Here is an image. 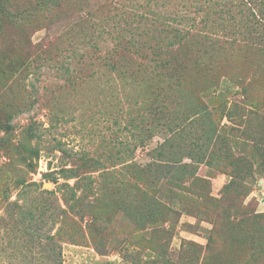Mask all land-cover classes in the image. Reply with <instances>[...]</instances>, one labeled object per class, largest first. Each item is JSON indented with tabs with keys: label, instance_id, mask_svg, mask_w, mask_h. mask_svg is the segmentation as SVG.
Wrapping results in <instances>:
<instances>
[{
	"label": "rangeland",
	"instance_id": "1",
	"mask_svg": "<svg viewBox=\"0 0 264 264\" xmlns=\"http://www.w3.org/2000/svg\"><path fill=\"white\" fill-rule=\"evenodd\" d=\"M97 1L0 21V125H12L0 127L3 264H50L54 252L63 264H264V50L142 23L144 56L127 47L105 62L91 47L104 28L116 36L134 15L189 5L201 18L195 6L211 0H113L117 27L97 5L86 15ZM155 44L169 63L161 72ZM23 181L42 188L18 194ZM43 189L65 209L57 226L60 205ZM9 195L45 205V219L5 210Z\"/></svg>",
	"mask_w": 264,
	"mask_h": 264
},
{
	"label": "trees",
	"instance_id": "2",
	"mask_svg": "<svg viewBox=\"0 0 264 264\" xmlns=\"http://www.w3.org/2000/svg\"><path fill=\"white\" fill-rule=\"evenodd\" d=\"M66 0H0V21H5L8 25L18 26V24L22 23L24 20L28 19L31 16V13L35 10H47V11H59ZM117 3L113 2V0H101L90 8L87 7L86 15L92 16V8L97 5L98 8H101V13L106 14L104 17L105 20L109 23H113L116 26V22L121 23L122 20L119 19V6ZM195 9L198 11L203 10L205 14L198 18V16L191 17V9L190 5L185 9V13H174L172 10H166V12L162 11H152L154 16H145V15H134V20L137 24H134V21H126L125 24L123 22L124 28L121 31L117 32L116 36L113 35L111 30L104 28L101 30V46L97 41L92 44V48L97 49L101 53V60H105V62L114 59V57L118 56L120 52L127 48L135 54H141L144 56V52H142V42L140 36L143 34L145 28L140 31V24H158L164 26L168 30H172L175 35H180V37H189L194 34H202L209 42H219L225 43L235 46L248 47L252 48L256 51L264 50V0H211L208 4H197ZM170 11V12H169ZM196 11V10H194ZM113 13V15L111 14ZM126 10L122 11V15H126ZM133 14V13H130ZM210 14H214L219 18V22H216L218 25V29L213 26V24L209 23ZM173 15V16H172ZM179 20L190 21L189 26H181L180 24H176L171 22V20ZM51 18L48 21H45L43 25L47 29H50ZM221 31V32H220ZM220 32V33H219ZM142 33V34H141ZM147 32L145 31L144 34ZM143 34V35H144ZM106 38H111V44L102 43L106 40ZM181 41V39L179 40ZM36 45L30 43V49L35 50ZM162 47H158L157 44L154 46H150V51L156 54L160 59H157L156 66L167 69L169 67V63L164 59L165 50H160ZM204 62H202V65ZM112 69L114 64L111 66ZM112 71V70H110ZM247 79V85H251L254 81L256 82L257 70H254L249 74ZM234 120V118H233ZM5 131H10L12 128L11 123L7 125H0ZM30 131L33 137L41 138V134L38 133L36 125H30ZM259 150L264 154V144L258 146ZM240 156H236L233 159L232 166L235 168L232 170L233 173H238L236 166L239 164ZM68 171V170H63ZM47 181H54L58 183V178L53 176V172H49L46 174ZM70 177V175L66 176ZM62 185V184H61ZM70 186L69 184H63ZM21 194L24 191L32 190V187L42 188L41 183L31 181V182H21L19 184ZM42 193L53 195L57 202L60 205V211L56 215L54 220V226H57L64 219L63 212L65 209L62 207L60 203V198L57 196L55 190L43 189L40 190ZM8 189L4 190V193L9 194ZM5 199V210L10 206H14L18 210V214H20L23 219H27L28 217L33 218L35 214L37 217L41 219H45L46 206L39 205L33 206L32 202L28 198H23V201L20 195L13 201L10 200V195L4 196ZM24 221V220H23ZM26 222V221H24ZM26 228L31 227L30 225H26ZM25 228V229H26ZM52 229L46 235H42V238H45L47 241L52 239L55 234H52ZM44 260V256H41ZM50 264H63V259L61 258V252H54L50 256ZM5 254L0 253V264L5 263Z\"/></svg>",
	"mask_w": 264,
	"mask_h": 264
},
{
	"label": "water",
	"instance_id": "3",
	"mask_svg": "<svg viewBox=\"0 0 264 264\" xmlns=\"http://www.w3.org/2000/svg\"><path fill=\"white\" fill-rule=\"evenodd\" d=\"M44 186H45V188H50V184L49 183H45Z\"/></svg>",
	"mask_w": 264,
	"mask_h": 264
}]
</instances>
